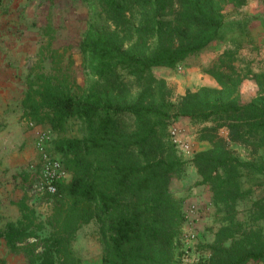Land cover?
<instances>
[{
  "label": "trees",
  "instance_id": "obj_1",
  "mask_svg": "<svg viewBox=\"0 0 264 264\" xmlns=\"http://www.w3.org/2000/svg\"><path fill=\"white\" fill-rule=\"evenodd\" d=\"M82 1L96 10L77 46L85 90L70 73L72 59L53 47L48 27L20 103L27 125L63 134L70 120L80 123L79 136L55 143L70 179L47 194L50 210L43 216L30 203L35 175L19 174L20 217L0 228L7 251L22 255L26 264H81L73 242L81 227L95 222L102 264H176L186 216L184 200L170 184L190 163L201 184H209L212 205L226 214V225L199 264H264V235L234 221L237 202L255 189L259 198L249 218L264 220V96L241 103L236 84L222 83L223 92L201 89L174 104L156 91L158 69L172 68L217 41L224 8L239 9L248 0ZM178 119L213 121L215 127L204 129L211 137H202L214 139L212 149L183 160L162 132ZM218 129L227 131L226 139L217 136Z\"/></svg>",
  "mask_w": 264,
  "mask_h": 264
},
{
  "label": "rangeland",
  "instance_id": "obj_2",
  "mask_svg": "<svg viewBox=\"0 0 264 264\" xmlns=\"http://www.w3.org/2000/svg\"><path fill=\"white\" fill-rule=\"evenodd\" d=\"M95 13V8L89 7L82 0H55L53 3L40 0H0V74L8 77L9 72H15L18 86L17 113L20 108L21 89L25 88V79L37 60L40 48L46 44L45 32L48 27L52 29L53 47L65 50L66 56L72 59L69 64L70 73L82 91L85 90L86 77L77 46L90 24L94 22ZM224 19L225 23L217 41L172 68L156 71L161 79L156 91L159 89L171 103L176 104L181 97L197 93L201 89L223 92L222 83L231 85L230 88L236 84L234 93L241 103H250L255 98L264 96V0H248L246 5L239 9L225 7ZM99 26H108L110 30H114V26L103 25L102 22H99ZM44 65L48 69L49 60H46ZM17 117L16 124L23 130L20 135L15 133L16 138L18 136L17 144L11 152L15 151L24 157L21 154L27 141L24 140V134L29 132L30 143L27 145V151L30 157L22 165H16L15 173H38L40 155L36 149V138L39 133L43 132L48 136L45 151L58 160L60 156L55 150L56 141L81 134V125L76 120H70L67 132L62 134L52 131L48 126L32 128ZM171 125L180 129L182 140L188 142L193 150V155H179L183 160L190 161L195 153L212 149L214 139L207 140L202 137L210 136L204 129L215 127L213 121L178 119ZM162 132L170 141L168 128ZM0 135L1 141H7L8 133L4 131V127L0 129ZM217 136L226 139L227 131L218 129ZM19 139H23V142H19ZM230 147L235 153L244 154L240 146ZM4 153L8 154L9 150L6 149ZM18 158L15 156V159ZM31 165L35 170L30 169ZM187 175L188 170L184 169L182 179ZM15 176L18 180L19 174ZM39 182L40 180L35 178L30 185V203L45 216L49 213L50 201ZM181 184L180 179L175 177L170 189L174 191V188ZM17 186L18 184L14 185L10 191L13 196L16 191L21 193L20 186ZM197 187L203 188L205 194L207 192L211 195L209 184L193 183L186 191ZM259 193L260 190L255 189L251 198L237 202L234 221L242 223L244 228L259 230L264 235V220L254 221L249 218L253 200L259 198ZM191 210L194 212L193 218L188 222L187 230H181L177 241L176 264H182L181 258L185 249H189L188 264H199L201 260L206 259L209 256L208 246L215 242L217 232L226 225L224 209L214 207L211 198L208 206L202 209L192 207ZM73 250L80 258L81 264H102L103 244L99 226L95 222L79 229L73 242ZM11 264H22V260L15 257Z\"/></svg>",
  "mask_w": 264,
  "mask_h": 264
},
{
  "label": "crops",
  "instance_id": "obj_3",
  "mask_svg": "<svg viewBox=\"0 0 264 264\" xmlns=\"http://www.w3.org/2000/svg\"><path fill=\"white\" fill-rule=\"evenodd\" d=\"M25 92V88L22 87L21 89V100L23 98ZM17 95H18V86H17V79L15 72H9L8 77H4L0 74V129H3L6 133H8L7 141H1L2 137L0 135V228L3 229L4 226L9 222H15L20 217V212L16 206V202H18L21 197L23 196V187L21 184L20 175L17 177L15 174H20L18 171L15 173L16 165H22L25 163L29 157L30 153L27 151V145L30 143V135L29 132L24 134V140H27L23 147L24 157H21L17 154V152H11V150L15 149V144H17L16 134H19L23 128L16 124V120L19 118L22 119V109L21 105L19 113H17ZM4 124L3 126H1ZM24 124L27 125L25 122ZM176 126V125H175ZM20 135V134H19ZM19 142H23L20 141ZM9 150V153H4L5 151ZM2 150V151H1ZM15 156L19 157L15 159ZM24 158V159H22ZM22 159V160H21ZM15 169V170H14ZM185 169L188 170V175L182 179L180 177L181 186L175 187L174 192H177L184 200L183 204V212L186 216V222L182 228V231L187 230V225L189 221L192 220L193 211L191 210L192 207L198 209L208 206L210 203L211 195L210 193L206 194L203 191V188H196L191 189L190 191H186L187 187L193 185V183H201V177L197 174L196 169L190 163L185 166ZM15 181H13V180ZM13 182L18 184L17 188L21 189V193L15 192L16 195L10 192L12 187H14ZM3 187L4 190L2 189ZM206 188V187H204ZM205 190V189H204ZM15 257H19L22 260V264H26L24 257L22 255H15L11 254L7 251L5 243L3 240H0V264H11Z\"/></svg>",
  "mask_w": 264,
  "mask_h": 264
},
{
  "label": "built area",
  "instance_id": "obj_4",
  "mask_svg": "<svg viewBox=\"0 0 264 264\" xmlns=\"http://www.w3.org/2000/svg\"><path fill=\"white\" fill-rule=\"evenodd\" d=\"M29 126L35 128L33 124H30ZM168 136L170 142L177 150L178 155H193L191 145L182 140L180 129L174 125H170L168 127ZM47 142L48 136L43 132L39 133L36 138V149L40 155V166L38 173L36 172L34 174L35 178L40 180L39 184L41 189L44 190L46 194L53 195L56 193L57 184L60 182H67L70 179V175L65 170L60 160L47 154L45 151ZM30 169L35 170L33 165L30 166ZM188 256L189 249H185L181 258L182 264H188Z\"/></svg>",
  "mask_w": 264,
  "mask_h": 264
}]
</instances>
